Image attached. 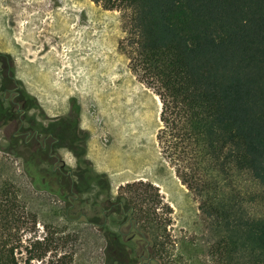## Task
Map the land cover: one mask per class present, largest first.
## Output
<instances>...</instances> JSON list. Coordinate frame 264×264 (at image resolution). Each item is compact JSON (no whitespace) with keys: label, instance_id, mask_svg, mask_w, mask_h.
Here are the masks:
<instances>
[{"label":"trees","instance_id":"obj_1","mask_svg":"<svg viewBox=\"0 0 264 264\" xmlns=\"http://www.w3.org/2000/svg\"><path fill=\"white\" fill-rule=\"evenodd\" d=\"M91 1L127 12L120 48L139 81L159 99L156 141L161 157L211 220L217 233L211 246L216 264H264V211L254 212L249 206L257 196L264 198V0ZM27 97L36 105L34 98ZM3 113L0 108V120ZM62 121L70 125L72 152L91 171L88 133L79 126L77 110ZM60 126L50 122L43 129L65 136L67 129ZM12 153L22 158L25 172L41 186L56 180L59 190L50 191L68 202L70 180L51 168L45 170L46 150ZM82 177L76 176V189L83 190L89 178L86 173ZM242 177L252 189L241 187ZM96 178L100 185H108L103 174ZM124 189L131 195L126 196ZM157 193L143 181L119 187L115 200L133 208L138 234L134 232L128 241L117 231L105 232L106 259L128 256L136 261L140 254L157 259L167 252L169 220L155 212ZM114 209L122 214L118 204ZM65 215L76 219L70 212ZM36 223V213L26 206L16 186L1 181L0 264L72 262L74 251L69 245L75 237L45 224L40 238ZM142 239L146 248H133V242Z\"/></svg>","mask_w":264,"mask_h":264},{"label":"rangeland","instance_id":"obj_2","mask_svg":"<svg viewBox=\"0 0 264 264\" xmlns=\"http://www.w3.org/2000/svg\"><path fill=\"white\" fill-rule=\"evenodd\" d=\"M126 15L124 10L104 9L91 0H0V52L8 56L23 92L36 100L28 117L42 128L51 119L65 117L76 108L79 126L88 133L87 141L90 136L96 139L98 161L107 170L96 171L87 157L91 171L86 172L89 178L82 187L87 191L81 196L82 204L71 208L50 191L59 190L56 180L46 177L54 183L49 180L43 187L37 178L28 176L22 158L12 153L15 149L9 146L6 133L0 128V182H12L26 206L36 213L35 228L40 238L45 234V224L75 237L69 245L74 251L70 264L138 262L105 257V232L116 231L124 218L122 214H107L106 231L88 220L99 218L106 193L114 197L126 183L149 182L158 192L155 212L164 221L169 220L165 227L167 252L157 257L161 264H216L211 246L217 233L211 220L199 210V199L161 157L156 141L159 99L139 81L120 48L126 35ZM30 125L25 121L24 128L30 129ZM43 135L41 132L39 137ZM23 138L24 134L20 139ZM71 148L52 150L58 160L43 162L45 170L53 163L62 164L70 172L87 170ZM98 174L106 177L108 189L103 190L96 178ZM243 178L239 179L241 187L252 189ZM122 191L131 195L126 189ZM65 195L73 196L70 192ZM256 200L250 208L264 211V198L257 196ZM66 211L76 219H67ZM128 223L122 222L123 234L134 232L128 231ZM132 246L140 251L144 241L133 242ZM50 253L47 259L51 258Z\"/></svg>","mask_w":264,"mask_h":264},{"label":"flooded vegetation","instance_id":"obj_3","mask_svg":"<svg viewBox=\"0 0 264 264\" xmlns=\"http://www.w3.org/2000/svg\"><path fill=\"white\" fill-rule=\"evenodd\" d=\"M31 104L32 100L28 98L23 92V89L21 88L19 82L14 77V74L11 71V63L9 61L8 56L0 52V108L4 110L3 117L1 118L2 120H0V128L4 129V132L7 135L6 138L8 140L9 146L18 150H34L36 148L41 147L43 150L47 151V160L54 161L55 159L57 161L58 157L56 156V154L51 153V151L59 147L69 146V149L71 148V143L69 140L71 135L69 134L70 125L68 124V122L65 123L62 121L64 117L50 120L51 122H55L61 125V128L67 129V133L65 135L66 137H56L52 132L43 129V127L39 128L34 123V121L27 115L31 108L36 107V105L33 106ZM71 112L72 111H70L68 115L71 114ZM25 121L31 124L30 129L24 128ZM41 132L45 133L42 138L39 137ZM22 134H24L25 138L21 140L20 138ZM23 144H27L28 146H26L25 148ZM77 161L79 163H82L79 160ZM51 169L54 172L62 174L64 177L67 176L70 180V193H72L73 196H66L68 206L71 205V208L80 206L82 204L81 196L86 189H76V187L74 186L75 179H73V176L82 177V175L88 172V170H81V168H78L76 170H71L70 172L62 164L55 165L54 163L51 166ZM101 179H103V177H101ZM101 187L103 188V190L108 189V185L105 184V182L101 183ZM115 196L110 197L106 193L101 202L102 211L99 218H90L88 221H91L92 223L94 222L95 224L99 225L98 228L100 230H109V228H107V214L113 212L115 210V205L118 204L120 207V212L124 217L122 222L128 221V231L131 232L133 230L135 233H137V224L132 216L133 208L125 207L121 201L115 200ZM122 222L118 225L116 231L121 236H124L126 240L132 241L134 232L123 234L121 229ZM142 240L144 241V239ZM144 247L146 248V240L144 241ZM124 258L128 261L131 260L128 256ZM137 260L138 262L134 264H161L158 259L151 258L147 254H140Z\"/></svg>","mask_w":264,"mask_h":264},{"label":"crops","instance_id":"obj_4","mask_svg":"<svg viewBox=\"0 0 264 264\" xmlns=\"http://www.w3.org/2000/svg\"><path fill=\"white\" fill-rule=\"evenodd\" d=\"M87 142H88V144H87V157L93 163V167L95 168L96 171L107 172V170H105L103 168V166L101 165L102 163H100L98 161V155H99L98 149L99 148H97V142H96V139L94 138V136H90V138ZM110 172L111 171L108 172L109 175L111 174Z\"/></svg>","mask_w":264,"mask_h":264},{"label":"bare ground","instance_id":"obj_5","mask_svg":"<svg viewBox=\"0 0 264 264\" xmlns=\"http://www.w3.org/2000/svg\"><path fill=\"white\" fill-rule=\"evenodd\" d=\"M130 110V109H129ZM132 113V112H131ZM115 126V125H114Z\"/></svg>","mask_w":264,"mask_h":264}]
</instances>
